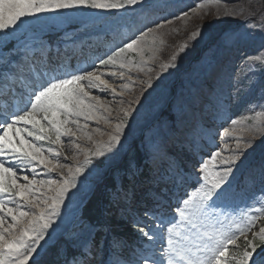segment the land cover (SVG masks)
<instances>
[{
	"label": "snow or ice",
	"instance_id": "obj_1",
	"mask_svg": "<svg viewBox=\"0 0 264 264\" xmlns=\"http://www.w3.org/2000/svg\"><path fill=\"white\" fill-rule=\"evenodd\" d=\"M163 7L158 0H0V264H39L37 257L55 235L68 242L57 252L62 264H264V226L256 229L264 207L245 205L238 214L245 200H264V188L257 196L256 191L233 184L238 161L253 141H238L237 150L225 158L217 150L205 159V149L192 136L185 142L197 164L185 167L167 148L174 129L167 122L146 125L143 143L154 187L135 202L134 192L121 184L114 183L109 191L110 203L121 208L136 230L137 246L110 235L106 224L84 215L98 162L120 153L144 100L204 37L203 26L197 27L153 78L146 53L165 47L166 38L178 31L166 27L189 19V11L201 5L159 16ZM254 15L249 8V16ZM54 29L61 32L56 59L42 37ZM109 34L112 39L102 54L72 64L70 51ZM230 39L228 33L220 37L225 46ZM60 44L64 59L59 58ZM256 62L264 64V50L246 58L249 71ZM109 66L144 72L148 78L139 95L124 100L132 90V78L118 94L105 78L117 72L100 70ZM119 75L124 78L125 72ZM109 91L108 102L93 94ZM187 103L183 97L176 103L182 118ZM101 120L104 129L95 126L87 131L89 122L98 125ZM261 127L250 131L264 134ZM104 136L106 140L97 139ZM81 137L92 146L82 147ZM66 142L75 149L71 164L62 162L59 150L52 147ZM37 168L43 178L34 175ZM130 175L134 178L135 171ZM259 176L264 184V165Z\"/></svg>",
	"mask_w": 264,
	"mask_h": 264
},
{
	"label": "rangeland",
	"instance_id": "obj_2",
	"mask_svg": "<svg viewBox=\"0 0 264 264\" xmlns=\"http://www.w3.org/2000/svg\"><path fill=\"white\" fill-rule=\"evenodd\" d=\"M178 1H184L185 3L189 4V9L196 8L197 4L201 5V7L196 8L195 12L189 11V19L192 18L193 15L196 16V21L193 25V28L203 26L204 37L194 47L190 46L189 50L180 57L178 61V67L170 69V74L165 73V78L161 81L160 86L157 88L158 93L154 97L155 101L157 102L155 106L152 107L151 110H149L150 118L146 119L142 124H139V126L136 123V125L134 124L133 130L130 131L128 138L125 140L124 147L121 149L120 153L116 157L98 162L99 173L98 175L93 177L95 185L101 179H103L105 175L109 172L114 173V177L116 180L115 183L121 184L124 188H126L125 183L122 180L123 173H120L122 172L125 166H129V168L131 166V170L128 173H126L125 171L123 172L126 173V178L128 177V182H133V185L135 186V178L130 175V172H141L140 168L137 169L134 160V158L138 155L142 159H146L145 161L147 162V168L149 170L148 172L151 173L152 163L147 158L145 144L143 143L144 133L142 132V129H145L146 125L155 126L157 123L160 122H167V124L174 129V133L172 134V136H170V138L173 140L169 138L167 143L169 153L171 155L174 154L173 156L177 157L182 163H184L185 167H188L189 162L195 164L190 152L188 151V145L185 142L186 140L191 139V131L196 130L198 132H202V136L206 137L210 144L216 141V136L220 135V133H224V130H214L215 126H213L214 128L205 129L201 125L202 120L205 116V109L208 106L199 105V96L197 90L199 88L204 91L207 90L206 87L208 86H205L207 82H204V76L205 71L208 67L207 61L211 56L212 51L215 49L217 44H220V47L222 49H227L228 47H232V44L236 40L243 38L245 39V45L243 46V48L247 52L248 57L257 55L261 50H264V15H262L264 14V0H233V2L231 3H229L228 0H161L158 3L164 5L165 11H159L158 15L170 16V14H179L182 9L180 7L175 8L171 6L172 4ZM216 5H218V7H216ZM219 8H222V10H218ZM249 8L255 11L256 15L249 16ZM223 11H225L226 13H223ZM228 13H231V15H228ZM183 23L185 22H174V25L166 27V31H168L172 27L178 28V31L173 33L172 35H169L166 38V46L161 48L160 51L154 53L156 55L157 60L159 61L158 66L161 63L167 62L172 52L176 50L177 46L180 43H184L185 41H187V38L190 33L192 31H195L193 29H188V27H185ZM249 25L255 26L250 27ZM121 31L124 30L122 29ZM225 33H228L231 36V39L229 40L227 46L222 44L220 41V37ZM50 34L57 35L56 40L52 44H49L48 40V36ZM60 36L61 32L58 29L46 30L42 34L43 39L46 41V43L50 46L52 50H57V43ZM111 39L112 36L111 34H109L108 36H100L99 39L94 40L92 42V44L94 45H92L93 47L91 46L93 51L89 52L92 54L90 56H85L84 59H95L97 55L102 54L103 50L107 46L108 42L111 41ZM90 44L91 42L88 45L81 46L82 50H86V48ZM60 50H65L63 44H60ZM76 56V58H73L72 56V64L74 63L73 65L77 63V60H79V55ZM147 58L144 57V59L149 61V59ZM209 68L207 70L206 76H209ZM100 70L106 71L107 69ZM161 71L162 70L159 69V72ZM246 71H248V69H246ZM159 72L153 75V78ZM142 75H144L143 72ZM129 76H131L133 82L132 90L126 93V101L133 99L135 95H139L140 88L144 80V78L141 76H134L128 74V77ZM254 77H259V73L254 71ZM260 82L261 87L259 89H255L253 93L249 95L246 99L241 96H238L237 98L241 100L243 99V101L246 102V105H250L254 101H264V77L260 80ZM209 96L210 95L206 96L205 98H208ZM181 97L188 101L185 107V114L183 118L181 117L176 107V103ZM146 102L147 99L144 100V105L146 104ZM257 112L261 111H256L255 114ZM231 116L233 117V119H236L238 121H243L246 117L244 114L239 116L231 114ZM259 116L260 115L256 114V117ZM251 127V124H243L242 129L248 130ZM222 137H224V135L219 136V138ZM252 147H254V150L246 158L247 160L243 161L244 164H249L248 170L244 171L239 178L236 177L235 179H233V183H235L236 186L241 189L256 191L257 196H259V189L264 188V184L260 182L258 188L250 189L248 183V173L256 164L252 163L254 157L258 159V162L260 160V162L264 163V134L259 137V141H257L256 143L254 142L252 144ZM180 149H183V151L187 152L188 155H182ZM182 158L184 159V161L181 160ZM205 159L207 158L205 157ZM238 171L239 170L236 169V172ZM141 189L143 190L145 188ZM92 192H90L86 196L85 200L92 194ZM141 195L144 196V193H142ZM142 199L144 198L142 197ZM137 200L138 198L136 197V195H134V202ZM245 205H250L253 208L264 207V200H260L259 202H255L252 199L245 200L241 204L240 209L238 210V214L239 212L245 210ZM121 219L124 218L121 217ZM115 224V226L120 225L118 222ZM260 226L261 225L259 221H257L256 229L258 230ZM61 238L65 239V237L63 236L55 235L53 240H51L49 244L45 245V249L57 243ZM238 244H240L242 250L243 237H240ZM43 253L44 252H42V254Z\"/></svg>",
	"mask_w": 264,
	"mask_h": 264
},
{
	"label": "bare ground",
	"instance_id": "obj_3",
	"mask_svg": "<svg viewBox=\"0 0 264 264\" xmlns=\"http://www.w3.org/2000/svg\"><path fill=\"white\" fill-rule=\"evenodd\" d=\"M161 0H158V2ZM171 6L177 8L180 7L182 10L187 11L189 9V4L185 3L184 1H178L175 2L174 4H172ZM216 7H218V5H216ZM165 7H163L160 11H165L164 9ZM218 10H222V8H219ZM223 13H226L225 11H223ZM196 16L193 15L192 18L185 20L183 23V25H186L188 27V29H193L196 30V28H193V25L195 24L196 21ZM245 45V39H238L236 40L232 47H229L227 49H222L220 47V44H217L215 49L212 51L211 56L209 57L207 63H208V67L205 71V76H204V82L208 81V78H210V76L213 73V70L209 72V76H206L207 70L209 68L210 65H214L216 69H218L219 67L217 66V63H222L223 61H225L227 59V56L229 55V53H233L231 50L237 51V55L230 57L229 61H227V65L225 66L226 68V75H228L230 77V81L229 82H222L221 79L218 80V82L214 83V86L218 87L220 86L222 89V95L225 97H223V103L225 105V110L223 109V114L226 115V117L220 116L218 115L217 117V121H214V123L216 122V124L213 125H218L223 123V130L225 128L228 129V133L224 132V137L216 138V141L214 143H209L208 140L205 137H200V144L202 145H209V152H207L205 154V157L208 159L211 156V153L213 151H217L219 150L221 153V157L220 158H225L227 156H230L233 151L237 150V142L239 141L241 144H243V142H247V141H253V143L259 141V137L262 135L261 132H253L250 131V129L259 126L261 127V130L264 131L263 126H264V101H254L252 104L250 105H246V102L243 101V99H238V96L243 97L244 99H246L249 95H251L253 93V91L255 89H259L261 87V82L260 80L263 79L264 77V64H260L259 62H256L255 64V69L252 71H249V65L247 63H245L246 58L248 57L247 52L244 50L243 46ZM239 53V54H238ZM134 55V54H133ZM156 55L152 52H147L145 58L149 59V57ZM136 60H140L141 58L138 56H135ZM159 61L156 59H149L148 61V65L152 67L153 71L151 73V76L153 77V75H155L157 72H159L160 67L158 66ZM101 69H107L106 71H104L105 73L108 72H112L115 71L117 72V75L115 77H108L106 76L105 78L109 79V83L112 84V86L114 88L117 89V93L119 94V88L120 86L125 83L128 82V74L134 75V76H141L144 78V80H146L148 78L147 75H145V73L143 72L144 75H142V71H139L138 69H119L118 67H102ZM246 69H248V71H246ZM108 70H112V71H108ZM119 70V71H117ZM120 71H124L125 72V76L124 78H121L119 75ZM254 71H256L257 73H259V77H254ZM165 78V76H164ZM163 78V79H164ZM143 80V81H144ZM133 82V80H132ZM214 89H217V88ZM198 96L200 102H202V99L204 98L205 94L204 92L199 88L198 90ZM158 93V89H156L155 91H151L150 94L148 95L147 98V102L144 105L143 108H141L140 113L138 115V119L135 122L136 124H142L146 119L150 118V111L152 107L155 106L156 102L154 97L157 95ZM93 94H98V95H102L104 102H108L112 99V94L109 91L106 95L105 94H101V93H96L93 92ZM234 97V99H233ZM124 100L126 98V93L123 96ZM119 104H117L116 106L118 107ZM213 107V106H212ZM211 107V108H212ZM211 108L207 109V112L205 114H209L210 112H212ZM256 111H261L259 113H261V115L259 117H256ZM231 114L235 115V116H239L244 114L246 117L243 121H238L236 119H233V117L231 116ZM113 116L115 115V113L112 114ZM232 120L236 121V124H232ZM83 122V121H81ZM206 123H211L210 119H206V121H204ZM135 124V125H136ZM243 124H251V128L248 130H243L242 126ZM202 125V124H201ZM98 126L101 129H104L106 126L104 124V122L101 120L99 122L98 125H96L94 122H89V128L87 129V131H91L92 127ZM204 127V126H203ZM205 127L210 128L211 126H207L205 125ZM198 131L193 130L191 131V136H197L196 133ZM230 133V135H229ZM239 133V136H238ZM129 136V134H128ZM97 139H107L106 136L104 137H97ZM171 139V138H170ZM173 140V139H171ZM233 140V142H232ZM80 143V145L83 146H88L91 147L92 145L89 144L83 137L80 138V140L78 141ZM125 143V142H124ZM55 147L59 150V154H60V160L62 162H67L69 164L73 163L72 161V156L74 155V146L70 143V142H66L63 145H59V146H52ZM254 150V147H250L247 149V151L245 152V154L242 156L241 160L238 161L237 167L236 169H238L239 171L234 173L233 179H235L237 176L239 177V175L243 172L248 170L249 168V164L246 165L243 163V161L247 160L246 158L250 155V153ZM65 157H67V160L65 161ZM81 160L83 159V156L81 155L79 157ZM219 160V158H218ZM257 159L256 157L253 158L252 163H257ZM218 163V161H217ZM195 164H197V162H195ZM30 174V178H31ZM36 175L37 179L43 178L42 175V170L41 168H37V172L34 174ZM53 176L56 175V173L52 174ZM37 187H39V185H37Z\"/></svg>",
	"mask_w": 264,
	"mask_h": 264
},
{
	"label": "trees",
	"instance_id": "obj_4",
	"mask_svg": "<svg viewBox=\"0 0 264 264\" xmlns=\"http://www.w3.org/2000/svg\"><path fill=\"white\" fill-rule=\"evenodd\" d=\"M107 180H109V179H107ZM109 187H111V186H109ZM105 189L106 188H104V190ZM104 190H103V188L100 189V187H98V189L95 193V196L91 200L88 201V203H87V205L83 211L86 218H90L91 220H95L96 222H102L104 217H106L105 215L107 213L111 212V210L106 209V214H105L103 212L102 204L100 203V201H101V199H103V196L105 193ZM121 224L123 226L118 228V230L114 229V231H111V234H115V235L122 237L126 242H128L132 245L134 243V234H133L131 226H127V224L124 222ZM262 224L264 226V218L262 219ZM99 239H100V236L98 237L97 240H99ZM62 248L63 247L61 245L58 246V249H56V251H54V253L57 254L58 250H60ZM69 252H71L70 249H69ZM54 253H53L52 257L47 260L48 262L46 261L43 264H62V260L60 257H58V261L55 260V254Z\"/></svg>",
	"mask_w": 264,
	"mask_h": 264
}]
</instances>
